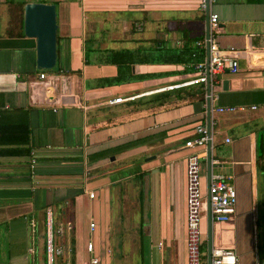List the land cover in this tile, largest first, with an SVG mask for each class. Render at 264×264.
Listing matches in <instances>:
<instances>
[{
	"label": "crops",
	"instance_id": "1",
	"mask_svg": "<svg viewBox=\"0 0 264 264\" xmlns=\"http://www.w3.org/2000/svg\"><path fill=\"white\" fill-rule=\"evenodd\" d=\"M27 3L56 6L54 69L35 68ZM209 12L239 68L211 90L201 192L211 170L225 174L237 214H203L201 260L215 247L262 264L264 0H217ZM207 31L198 0H0V264H45L48 211L55 264H188L185 141L207 126L209 102L203 85L186 84L195 71L182 47Z\"/></svg>",
	"mask_w": 264,
	"mask_h": 264
},
{
	"label": "built area",
	"instance_id": "2",
	"mask_svg": "<svg viewBox=\"0 0 264 264\" xmlns=\"http://www.w3.org/2000/svg\"><path fill=\"white\" fill-rule=\"evenodd\" d=\"M201 11H209V6L217 0H198ZM219 18L217 13L209 12V37L205 43L209 45V62L196 65L198 76L186 84L203 85L206 88L209 81L210 89L218 83V75L227 71L236 73L239 65L235 57L221 50L217 41L213 38V32L218 28ZM39 77L44 79L45 74ZM210 92L207 97H212ZM121 101V98L115 99ZM114 102V101H111ZM233 107L219 108V112L231 111ZM197 135L185 141V146L191 149L186 158L187 179V232H188V264H202L200 241H201V219L203 214L207 216L210 223L225 222L233 220L237 214V193L228 177L221 172H210L207 194L203 197L201 192V159L207 155L200 149L207 150L208 143L212 142V132L208 126H197ZM200 150V151H199ZM219 164L218 161H214ZM212 165V162H211ZM93 197V193H89ZM94 225L91 223V228ZM87 250H92V244H87ZM62 253L54 243V232L52 227L51 212H47L45 229V264H55L59 254ZM89 264H98V259L92 257ZM209 264H239L234 251L229 249L210 247ZM264 264V262L262 263Z\"/></svg>",
	"mask_w": 264,
	"mask_h": 264
},
{
	"label": "water",
	"instance_id": "3",
	"mask_svg": "<svg viewBox=\"0 0 264 264\" xmlns=\"http://www.w3.org/2000/svg\"><path fill=\"white\" fill-rule=\"evenodd\" d=\"M207 15V38L209 37V11ZM56 6L52 3H27L24 6V34L27 37L35 38L36 40V54H35V68L37 70H51L57 65V18ZM209 62V45L207 44V58L205 61ZM228 81L223 82V90H227ZM207 95L210 94L211 89L209 81L206 85ZM209 105L207 107V126L210 130V115L211 106L210 99L207 97ZM210 143L207 146V156L210 158Z\"/></svg>",
	"mask_w": 264,
	"mask_h": 264
},
{
	"label": "trees",
	"instance_id": "4",
	"mask_svg": "<svg viewBox=\"0 0 264 264\" xmlns=\"http://www.w3.org/2000/svg\"><path fill=\"white\" fill-rule=\"evenodd\" d=\"M186 41H184V45H183L182 49L186 48L185 49L186 50V58L188 56V59H185V60H187L188 63L191 62L190 64L192 65V68L194 67L193 70L195 71V73L193 76L195 78L198 76V71L196 69V65L199 63H203L205 61L204 60V56H205L204 43H205V40L203 38L196 40L194 46H192V42H188L189 40L187 41V43H185ZM175 51L176 50H174L172 52L176 53ZM159 52L163 54L165 51H163L159 48ZM167 52H170L169 49ZM179 53H181V51ZM113 57H114L113 60L116 61V63H113V64L118 65L117 60H116V57H117L116 51L111 52V58H113ZM119 80H121V79H119V78L107 79L103 83L109 84V85L117 84L119 82ZM45 262H46V260H45Z\"/></svg>",
	"mask_w": 264,
	"mask_h": 264
},
{
	"label": "rangeland",
	"instance_id": "5",
	"mask_svg": "<svg viewBox=\"0 0 264 264\" xmlns=\"http://www.w3.org/2000/svg\"><path fill=\"white\" fill-rule=\"evenodd\" d=\"M262 216H261V218H260V226L262 225L263 226V228H264V209L262 210ZM261 233V228H259V234ZM262 242H263V238H258L257 239V243H259V244H262ZM261 254H262V252H261ZM261 254H260V256H261Z\"/></svg>",
	"mask_w": 264,
	"mask_h": 264
}]
</instances>
